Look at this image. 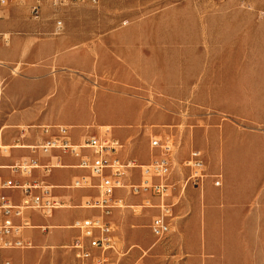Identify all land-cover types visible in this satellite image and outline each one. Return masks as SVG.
I'll list each match as a JSON object with an SVG mask.
<instances>
[{"label": "rangeland", "instance_id": "374dc122", "mask_svg": "<svg viewBox=\"0 0 264 264\" xmlns=\"http://www.w3.org/2000/svg\"><path fill=\"white\" fill-rule=\"evenodd\" d=\"M8 11H0V22L12 20ZM29 13V24L44 31L36 35L37 42L50 43L51 55L36 62L44 69L42 74L26 72L31 68L26 61L10 74L28 83L49 80L67 90L27 103L40 107L38 117L53 119V124L3 130L11 115L0 111L1 148L29 145L26 141L36 137L42 125L74 127L71 135L77 141L82 136L104 137L107 127L114 135L130 129L134 136L128 146L135 147V159L143 165L161 157L160 150L151 149L155 139L169 138L175 144L172 187L164 195L165 205L172 207L171 233L160 240L152 235L150 226L161 213L158 195L127 194L138 202H125L124 208L113 211L109 221L115 246L95 251L96 264L99 260L101 264H264V0H101L97 6L67 8L63 17H55L50 9L39 19L30 9ZM57 20L64 22L61 32L56 31ZM130 27L143 33L122 35L127 39L117 45L105 43L111 33ZM61 39L65 43H59ZM80 52L90 54L84 71L83 64H76L81 68L76 69L72 61ZM122 66L127 69L116 77ZM130 69H138L135 79L128 76ZM6 84L0 82L1 105L7 100ZM72 88L98 90L115 99L103 98L94 107L79 105L73 100L79 93ZM59 96L69 101L61 109L64 112L56 105L53 114L50 108ZM125 106L134 107L137 114L122 113ZM24 151L31 150H12L9 155L20 157ZM195 151L205 157L201 182L189 181L191 172L185 167ZM0 157L8 155L0 149ZM130 175L133 184L140 183L139 170ZM235 191L240 193L236 197ZM242 194L251 198L246 212ZM9 195L19 198L16 191ZM60 204L95 216L101 213ZM35 219L38 224L50 223L41 216ZM64 230L75 231L70 243L35 242L33 250L0 252V262L82 264L72 249L80 231ZM54 231L42 234L47 237Z\"/></svg>", "mask_w": 264, "mask_h": 264}, {"label": "built area", "instance_id": "2783aa9c", "mask_svg": "<svg viewBox=\"0 0 264 264\" xmlns=\"http://www.w3.org/2000/svg\"><path fill=\"white\" fill-rule=\"evenodd\" d=\"M101 0H0V11L15 4L28 6L31 15L39 19L45 9H50L55 17H63L67 8L77 6H97ZM64 29V22L57 20L56 31ZM9 38L0 35V45L9 44ZM46 140L33 146V154L50 156L53 152H60L78 160L77 168L86 172L85 176L73 181L70 189L97 191L98 197L88 200L83 207L101 211V217L77 221L74 229L80 231L81 238L76 239L72 249L77 259L85 264H96L95 251L105 252L114 249L112 238L113 226L109 221L116 209L124 208V201L117 199L118 191H126L133 196L153 193L162 199L161 213L154 218L150 229L156 239L167 237L172 227L169 219L172 216V207L165 205V194L169 192L172 184L174 163L172 155L175 144L169 138L165 141L155 139L151 143L152 150H160L161 157H153L150 164H140L136 159L122 161L119 156L124 149L120 140L116 139L111 130L106 131L104 137L89 136L80 144H74L71 137V128L67 126L40 127ZM185 167L190 169L189 181L201 182L205 178V158L201 151L191 154ZM65 166L60 158L46 165L40 164L34 159H25L10 167H0V172L7 170L13 177L5 178L0 173V252L19 250H33L35 248L32 239L26 236L27 231L35 229L30 214L37 213L43 218H50L54 212L62 206L53 196L54 188L44 181L32 183H20L14 177L31 179L35 171H41L49 176L53 170L62 169ZM139 170L140 183L133 184L130 173ZM216 186L222 185L221 177L217 176ZM157 180V182H155ZM21 193V202L15 203L8 192ZM148 204V203H147ZM102 261H98L101 264ZM0 264H12L10 261H2Z\"/></svg>", "mask_w": 264, "mask_h": 264}, {"label": "crops", "instance_id": "0c3cea01", "mask_svg": "<svg viewBox=\"0 0 264 264\" xmlns=\"http://www.w3.org/2000/svg\"><path fill=\"white\" fill-rule=\"evenodd\" d=\"M32 2L33 0H29V5ZM29 5L28 6H17L15 4L11 5L10 7H8L9 8L8 12L9 15L12 17V20H10L9 22H0V35L10 36L9 44L0 45V63H2V65H0V82L1 83L2 81L7 82L5 86V97L7 100L4 101L2 105L0 103V111L5 114L11 115L8 116V119L6 120V127L3 128V130H5L6 128H24V126L27 125L29 126L34 123H39V124L55 123L56 121H54L53 119H40L37 115L39 114L40 107L39 108L34 107L28 105L27 103L31 101H36L37 97H48L52 93L61 94L67 90V86L63 84L59 85L58 83L56 82L53 83L52 81L49 80L39 82L38 84L33 82L28 83L27 80L19 78L17 76L16 77L12 76L10 74V72L14 68H15V70H13L14 72L19 70L16 69L15 66L16 65L20 66V61L31 62L30 64L31 68L26 70V72L28 71L29 74H42L44 72V69L37 66L36 62L37 61L41 62L44 58L51 55L50 43L45 44V43L37 42L38 38L36 35L44 33L43 29L40 26L29 24V20L27 21V17H29L30 14ZM131 30L132 27L126 29L125 31L111 33L112 36L108 37L105 43L117 45L123 39H127L122 35L131 34V33H143V32H135ZM135 40H137V38ZM61 42L65 43V40L61 39L59 43ZM87 54L88 53L80 52V53H76V55L73 56L72 61H73V65H75V68L78 67L76 64L81 63L84 65L83 67L84 69L83 68L81 69L79 67L76 69H81L82 71H84L89 67L90 54L89 56H87ZM122 69H127V66H122V68L116 72L117 75L116 77H118L121 74ZM128 73H129L128 76L130 78L135 79L139 74V71L138 69L135 70L130 69ZM72 90L75 91L76 93H79V97L77 99L73 98V100L74 101L76 100L79 105L80 104L84 106L92 105L94 107L95 105H98V103L103 98L115 99L107 94L100 93L98 90L91 91L88 88H82V89L72 88ZM59 97L58 100L55 101V105H53L50 108V112L53 114L54 111L56 112V105H57V111H62L61 110L62 107H64L67 101H69L66 99L64 100L63 96H59ZM127 112H130L131 114L134 115L137 114L136 109L134 107L129 108L125 106L124 112L122 113H127ZM112 119H114L116 122L125 121V120H116L115 118ZM40 127L41 128L46 127V125L39 126L38 129ZM70 128L72 132L74 127H70ZM108 128H110L109 130H112L111 127ZM39 130L40 131L38 132V135L36 137L34 135L33 139H29L28 141H26V143H28L29 145L27 144L25 145L19 144V145L25 146V149H29L30 147H32L33 143L34 144L43 143L47 137L46 135H44L41 129ZM119 136H121V138ZM133 136H134V131H131L130 129H121L115 132L114 137L120 140V142L124 145V149L121 151L119 156V158L122 161H126L128 159H135L137 157V155L134 153L135 147L133 145L128 146V141ZM87 137L89 136H82L81 139L78 141L72 138V142L74 144H80L83 141V139ZM30 143H32V145H30ZM13 150H22V149H13ZM11 151H9V153ZM12 157H13L12 154L10 155L8 154V157H6L7 159L0 157V167H10L13 166L15 163L21 162L22 160L25 159H34L37 160L40 164L46 165L50 162H54L57 157L60 158L65 168L58 170L55 169V171H52V173L49 176H45L41 171H35L31 179L18 177V179L23 180V182L19 181L22 184L32 183L34 181H44L46 184L54 188V190L52 191L53 196L60 203L78 204L79 208L84 209L83 205L86 201L94 199L91 197H94L95 195H97L98 197L97 191L81 190L83 193L63 191V189L65 188H68L69 190H73L69 188L71 186V185L69 186V184H72L75 179L85 176L87 174L86 172L79 170L77 168L78 160L74 159L69 155H64L60 152H53L52 155L50 156H44L40 153L35 155L31 151L30 152L24 151L20 157H16V158L14 157L12 158ZM143 162H146V160H143ZM229 172H230V168L228 166L227 173L229 174ZM0 173L5 178L13 177L11 173L7 170L1 171ZM208 186L210 190L208 192L207 200L211 202L213 200V192L211 191L212 185L209 184ZM84 192H96V194L92 195V194H86ZM118 192L121 193V195L116 196V198L123 200L124 203L138 202L136 198H129L128 197L129 194L126 191H118ZM237 192L238 191H235L234 193L235 197L240 194L239 192L238 193ZM8 194H10V192H8ZM18 194H19V198L13 199L17 204L21 202V193L18 192ZM241 197H242V202L244 203V212H246L245 209L246 203L248 204L251 198H249V196H246L245 194L244 195L242 194ZM101 214L102 213H100L99 216L97 215L95 216V214L92 212H86V211L80 212V211H73L71 209L62 208L55 211L52 217L44 218L50 221V223L38 224L36 223L35 217L40 215L37 213H31L30 218L31 221L33 222L35 229L33 231H27L26 236L32 239L34 244L35 242L38 244L70 243L72 237H74L75 235V231H66L64 229H74V224L77 221L100 218ZM250 219L251 217L247 219L248 225L251 224ZM149 221L150 219H148L147 223H150ZM50 229L56 230L53 233H51V236L49 235L46 237L45 235L42 234L43 232L45 231L47 232V230Z\"/></svg>", "mask_w": 264, "mask_h": 264}, {"label": "bare ground", "instance_id": "6f19581e", "mask_svg": "<svg viewBox=\"0 0 264 264\" xmlns=\"http://www.w3.org/2000/svg\"><path fill=\"white\" fill-rule=\"evenodd\" d=\"M85 62V61H84ZM88 62V61H87ZM86 62V63H87ZM1 64V63H0ZM16 72V71H15ZM110 128H105L106 131H109ZM1 134V133H0ZM33 147V146H32ZM32 147H30L29 149H31ZM0 149H2L7 155L9 154V151L13 150V149H25V146H21V145H17V146H14V147H0Z\"/></svg>", "mask_w": 264, "mask_h": 264}]
</instances>
